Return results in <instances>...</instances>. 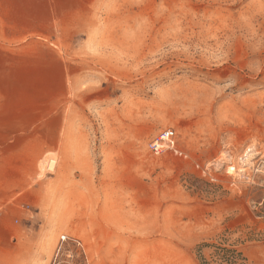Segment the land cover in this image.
I'll return each instance as SVG.
<instances>
[{
    "label": "rangeland",
    "instance_id": "1",
    "mask_svg": "<svg viewBox=\"0 0 264 264\" xmlns=\"http://www.w3.org/2000/svg\"><path fill=\"white\" fill-rule=\"evenodd\" d=\"M87 7L83 34L55 43L83 83L41 61L11 86L44 109L57 95L44 127L78 146L38 164L64 173L59 211L12 214V264H200L219 242L264 264V0ZM168 128L175 145L157 155Z\"/></svg>",
    "mask_w": 264,
    "mask_h": 264
},
{
    "label": "crops",
    "instance_id": "2",
    "mask_svg": "<svg viewBox=\"0 0 264 264\" xmlns=\"http://www.w3.org/2000/svg\"><path fill=\"white\" fill-rule=\"evenodd\" d=\"M85 1L0 0V264H12V237L16 235L12 214L46 213L43 219L48 220V214L59 211L64 173L40 177L38 164L45 152L61 153L64 158L68 149L78 150L77 145L60 140L57 127L54 132L44 127V117H60L57 95L46 101L44 109L40 95L12 93L11 86L21 82L22 70H34L41 61L48 64L52 80L57 82L61 78L65 82L69 78L72 84L83 83L74 66L80 62L61 56L63 50L55 43L57 38L79 36L86 30V14L90 10L89 0ZM46 181H51L52 189L44 186ZM32 235L28 231L24 242L30 243Z\"/></svg>",
    "mask_w": 264,
    "mask_h": 264
},
{
    "label": "trees",
    "instance_id": "3",
    "mask_svg": "<svg viewBox=\"0 0 264 264\" xmlns=\"http://www.w3.org/2000/svg\"><path fill=\"white\" fill-rule=\"evenodd\" d=\"M226 244V242H219L217 244L204 245V247L206 246L213 248L210 259H208L204 253H202V248H200V264H249L248 259L244 255L242 249Z\"/></svg>",
    "mask_w": 264,
    "mask_h": 264
},
{
    "label": "built area",
    "instance_id": "4",
    "mask_svg": "<svg viewBox=\"0 0 264 264\" xmlns=\"http://www.w3.org/2000/svg\"><path fill=\"white\" fill-rule=\"evenodd\" d=\"M176 131L172 128L163 130L159 136L151 143L150 148L153 153L159 155L171 149L175 145Z\"/></svg>",
    "mask_w": 264,
    "mask_h": 264
}]
</instances>
